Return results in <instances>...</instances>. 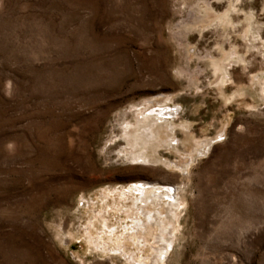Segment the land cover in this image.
<instances>
[{
  "label": "rangeland",
  "instance_id": "rangeland-1",
  "mask_svg": "<svg viewBox=\"0 0 264 264\" xmlns=\"http://www.w3.org/2000/svg\"><path fill=\"white\" fill-rule=\"evenodd\" d=\"M140 180L181 200L160 264H264V0H0V264H128L94 244Z\"/></svg>",
  "mask_w": 264,
  "mask_h": 264
},
{
  "label": "bare ground",
  "instance_id": "bare-ground-1",
  "mask_svg": "<svg viewBox=\"0 0 264 264\" xmlns=\"http://www.w3.org/2000/svg\"><path fill=\"white\" fill-rule=\"evenodd\" d=\"M141 114L142 116L139 115L136 124L124 126V123L122 125L119 123L125 135L130 139V153L128 152L127 155L128 157L132 155L130 158L134 159L135 164L138 165L149 157L145 154L149 147L172 146L175 129L170 123H172V118L178 114V109L170 106L156 107L150 109L148 114L145 112ZM123 117L127 116L124 114ZM133 183L135 184L129 187H121L115 190L120 199L123 200L122 203L119 201L121 204L118 206V211L126 216L119 220L120 223L117 226L114 225L115 228L110 229L111 226L105 225L109 231L105 230L104 236L100 235L101 238H98V241L95 240L94 246L104 249V251L123 255L128 264H133L132 262L135 261L136 264H160L166 259L173 246L175 222L181 200L178 193L176 194V189L172 186H160L144 180ZM104 197L107 198L108 196L105 195ZM104 197L102 196V198ZM99 210L97 212H104ZM86 229L89 230V226ZM118 230L122 231L119 235ZM107 232L112 245L105 240ZM147 235H150L151 239ZM113 237H116L117 243H114ZM126 240H132L135 250H127ZM150 240H153V243ZM148 244L151 246L152 253L147 262L142 256L144 246ZM138 253L142 254L140 259L137 258Z\"/></svg>",
  "mask_w": 264,
  "mask_h": 264
}]
</instances>
